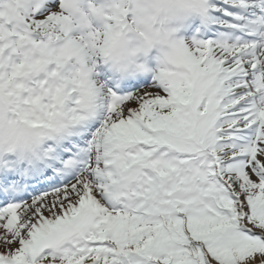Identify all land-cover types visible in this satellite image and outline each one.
<instances>
[{
    "label": "snow or ice",
    "instance_id": "snow-or-ice-1",
    "mask_svg": "<svg viewBox=\"0 0 264 264\" xmlns=\"http://www.w3.org/2000/svg\"><path fill=\"white\" fill-rule=\"evenodd\" d=\"M180 6L0 0V264H264V0Z\"/></svg>",
    "mask_w": 264,
    "mask_h": 264
},
{
    "label": "clouds",
    "instance_id": "clouds-1",
    "mask_svg": "<svg viewBox=\"0 0 264 264\" xmlns=\"http://www.w3.org/2000/svg\"><path fill=\"white\" fill-rule=\"evenodd\" d=\"M175 4H176V11L177 13H179L182 10L180 6L181 0H175ZM164 26L167 28L176 27L177 21L172 16H169L165 19ZM5 136H6V132H5Z\"/></svg>",
    "mask_w": 264,
    "mask_h": 264
}]
</instances>
